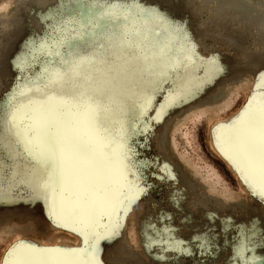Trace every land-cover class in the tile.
Masks as SVG:
<instances>
[{
    "label": "snow or ice",
    "instance_id": "6c2138e0",
    "mask_svg": "<svg viewBox=\"0 0 264 264\" xmlns=\"http://www.w3.org/2000/svg\"><path fill=\"white\" fill-rule=\"evenodd\" d=\"M160 3L70 0L37 79L14 86L0 105V130L11 140L0 144V201L25 195L43 201L50 218L74 225L84 240L75 249L21 242L4 264H101L100 241L117 235L119 213L148 194L150 185L133 170V135L149 131L148 123L142 131L140 125L151 106L191 61L179 43L189 40L186 28ZM207 62L217 74L227 72L217 57ZM259 81L264 71L257 88L264 87ZM188 102L170 91L153 119L160 124L161 112ZM221 128L217 144L223 140L253 196L264 201V94L253 96L239 121ZM258 236L264 248V229ZM248 243L254 251L256 243ZM237 256L241 264H255V257L239 250Z\"/></svg>",
    "mask_w": 264,
    "mask_h": 264
},
{
    "label": "rangeland",
    "instance_id": "374dc122",
    "mask_svg": "<svg viewBox=\"0 0 264 264\" xmlns=\"http://www.w3.org/2000/svg\"><path fill=\"white\" fill-rule=\"evenodd\" d=\"M15 1L0 0V51H5L2 60L0 59V105L7 103L8 94L12 92L14 86L22 87L37 79L41 68L46 65L48 59L45 56V52L48 50L46 45L50 46L55 35L53 28L59 21L61 13L67 15V8L70 5L69 0H40L44 7L37 8L33 5L23 4L22 6L19 4L21 0ZM140 2L147 6H153L152 0L146 2L140 0ZM176 4L180 9H173V15L169 13L168 15L185 27L188 35L195 33L198 36L199 42L195 47L196 52L194 51L197 55L209 57L219 51L223 55L234 58L243 69L234 77L236 81L228 90L227 99L229 102L225 107L219 109L217 113L204 108H193L191 112L187 113L183 124L179 125L180 128L175 134L179 151L186 156L188 161L192 162L194 169L203 176L205 189L209 190L208 192L216 201L213 202L215 210H213L214 220L211 226L207 229H205V225L201 227L202 235L197 237H193L187 232L182 248L185 251L177 252L171 261L172 264H241L237 256L239 250L243 254L245 253L244 256L247 258H251L252 255L256 258L255 264H260V258L264 257V248L258 246V234L264 229V201L253 196L236 165L230 161L236 169L235 171L224 160L220 153V145L217 144V137L221 135L223 129L221 127L212 129V126L215 121L220 119L226 120V124L223 126L239 121L253 96L259 99L261 94H264V87L257 88L256 84L259 80V73L264 71V57L261 54L264 52V27L262 37H260L261 34L259 35L253 27L244 32L233 20L224 25L223 19L216 18L213 11L214 3L209 0H169L168 4L162 0L160 3L163 7H176ZM32 17L40 19L42 24L50 19L52 28L46 21L47 26L45 23L41 25L42 28L35 29L32 26L35 19ZM186 22H190L191 26L186 27ZM227 34L240 42L242 41L241 50L223 40L221 36ZM45 35H47L46 38ZM41 38L45 41L41 42ZM43 44H45V48H43ZM7 46L8 48L5 49ZM188 50L186 49V51ZM19 54L22 55L18 56ZM15 59L17 60L15 61ZM27 59L30 63L29 66L23 68V71L19 70V62L23 63ZM12 67H14L13 70ZM183 70H180L178 77L183 75ZM197 74L200 75L201 71H198ZM176 78L175 74L169 78V84L165 86V93L172 88L173 80ZM163 97L164 95L159 96L156 104H161ZM153 116L154 109H151L148 113V120L141 123L140 131L143 130L145 123H152ZM132 123L135 124L134 121ZM10 143V138L0 130V144L6 146ZM131 147L134 153L133 170L139 169L141 180L146 179L147 184L150 185L148 194L141 196L137 202L141 207L142 216L162 218L166 225L181 229L185 216L176 207L173 200L174 193L177 190L181 191V187L175 180H165L161 177L163 176L162 170L156 165L160 158V152L150 130L144 135L134 134ZM141 186L143 187L144 184L142 183ZM199 193L198 197H200ZM17 201L9 199L0 201V228H9L6 231L0 230V264H3L9 249L14 246L20 236L13 233L10 228L20 224L24 218L25 220H35L38 223L31 237L39 239L43 246L57 245L66 240L72 243L80 241L78 236L81 235L75 230V226L69 224L65 227L62 223L50 218L43 201L28 200L26 195L24 199L17 197ZM216 204L218 205L216 206ZM228 204L230 209L225 207ZM234 204L235 206H233ZM198 216L197 221L205 223L202 215L198 214ZM106 222L107 218L104 223ZM129 225L131 226L128 235L129 246L134 248L135 253H140H136V255L138 254L140 261L145 263L148 258L139 249L133 223L130 222ZM254 232L257 235H253ZM81 240L76 248L83 246L82 236ZM248 240L256 243L254 251V245L248 243ZM114 244H119V241L117 240ZM244 244H247V251L242 247ZM112 256L115 255L112 254Z\"/></svg>",
    "mask_w": 264,
    "mask_h": 264
},
{
    "label": "bare ground",
    "instance_id": "6f19581e",
    "mask_svg": "<svg viewBox=\"0 0 264 264\" xmlns=\"http://www.w3.org/2000/svg\"><path fill=\"white\" fill-rule=\"evenodd\" d=\"M146 1L147 0H145V2ZM165 1L168 4L169 0ZM209 1H212L214 3V14L216 18L224 20V25L226 24V22L228 23L233 20L236 24L239 25V28L242 31L246 32L249 28L253 27L259 35L261 34L260 37H262L264 27V0ZM19 4H22V6L23 4L26 6L33 5L37 8L44 7V4L40 0H21ZM163 8H165L167 10V13L171 15H173V9H180L179 5L177 4L176 7L172 6ZM4 11L6 12V10ZM7 19L8 17L6 18V20ZM31 19L28 20L30 21ZM46 21L49 22L48 26L50 25V28H52L50 19ZM46 21H44L46 23L44 24L47 26ZM42 23L43 22H40V19L36 18L34 25L32 26L38 30L39 27L42 28L41 25H44ZM8 24L10 23L8 22ZM185 25L186 27L191 26L190 22H186ZM46 36L47 35H45L44 37L46 38ZM221 37L226 43H229L233 47L241 50L242 41H238L230 34ZM180 39V43L184 48L185 55L191 56V61H185V63H188L190 66L187 70H183V75L181 77H177L176 80H173L174 84L172 88L169 91H166V93L164 94L162 103H165V96H168L170 91L173 93L179 91L184 96V99H187L189 102L181 103L180 106L168 110L167 115H164L163 112H161L160 114L163 116V120L160 124H157L155 119H153L157 116V109L160 108V104L152 105L151 109H154V116L152 117V123L148 124V127L151 132L152 138L156 140V144L160 152V158L157 160L156 165L162 170L163 176L161 177L165 180H175V182H177L181 187V191L177 190L174 193L173 200L176 203V207L180 209V211L184 214L185 219L183 220L181 229L172 228L169 225H166V222H164L162 218L157 219L147 215L142 216L140 212L141 207L140 205H138L137 201L129 208L127 212L121 211L119 213L121 227L118 230V234L100 241L101 251L98 255L101 264H172V258L176 255L177 252L181 251V249L184 247L183 245L186 241L185 234H187L188 232L190 233L189 235H192L193 237L200 236L202 235V231L200 228L204 227V225L205 229L209 228L212 224V221L214 220L212 216L214 212L213 210H215L213 202L216 200L211 196V193L208 192L209 190L205 189V179L203 178V176L199 172H197V170L194 169L192 162L188 161L186 156L179 151V145L178 141L175 138V134L179 130L180 126L183 124L185 116L188 115L187 113L191 112L193 108H204L214 113H217L219 109L225 107L229 102V99H227L228 90H230L232 84H234V82L236 81L234 77L237 76L239 72H242L241 70L243 68L240 67V64H238L234 58H232L231 56L229 57L223 55L219 51L214 52L209 57H202L200 55H197L196 53L195 55H192L193 49L190 47V44L197 47V44L199 42V38L195 33L189 35V40H184L183 38ZM44 41L45 39L41 40V42ZM44 45L45 44L42 45L43 48H45ZM8 46L10 47V45ZM8 46L5 49H7ZM46 46L49 48V45ZM186 49L189 50L186 51ZM4 52L0 51L1 60L4 55ZM261 54L264 57V52H262ZM15 55L13 56L16 57ZM20 55L22 54H19L18 56ZM213 56L217 57L218 63L220 65L227 68L226 73L217 74L214 70V67L207 62ZM16 60L17 59H15V61ZM16 63H14L15 66ZM29 64L30 63L28 59L25 60L23 63L19 62L18 69L23 71V68L29 66ZM13 68L14 67H12V70ZM245 68H248V66H245ZM198 71H201L200 75L197 74ZM208 81L212 82L208 83ZM259 82L263 83V81ZM257 83L258 81L256 82V84ZM198 89L200 90L198 91ZM192 95H195L196 98L192 99ZM225 124L226 120H217L213 123L212 129H215L216 127H221ZM220 153L222 154L224 160L227 162L230 168L236 171V169L230 163V161L232 163L234 162L231 158V153L225 147L223 140H221L220 144ZM234 164L236 165V163ZM198 192H200V197H198ZM217 205L218 204H216V206ZM233 206H235V204ZM225 207L228 208L229 204ZM228 209H230V207ZM198 214L202 215L205 223H200L199 221H197L199 219ZM130 222L133 223V229L134 233L136 234V240L139 249L148 258L145 263L140 261L139 256H137L138 254L136 255V253L139 252L135 253L134 248L131 245V248L129 246L130 243L128 235L130 232L129 230H131V226L129 225ZM103 223L104 221L102 222V224ZM37 225L38 223L35 220H25L24 218L20 224L16 225L15 227H11V231H13V233L19 234L20 236L17 235L19 236V239L15 242L14 246L9 249V251L21 242H23L25 245H32L34 247L39 248L71 249L76 248L77 244L82 241L81 236H78L80 239L78 243H72L71 241L66 240L60 242L57 245L43 246L42 244H40L39 239L31 237L32 232H34ZM1 229L2 228H0V230ZM6 229L2 230L6 231ZM116 239L119 241V244L117 245L114 244V242L117 241ZM8 253L5 256L3 264L8 258ZM112 254H114L115 256L113 257ZM161 257H167V259H161ZM252 257L253 256L251 255V258Z\"/></svg>",
    "mask_w": 264,
    "mask_h": 264
}]
</instances>
